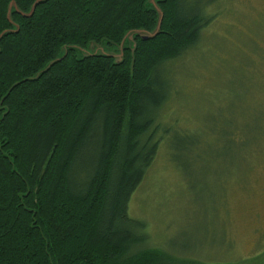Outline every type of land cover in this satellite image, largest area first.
I'll use <instances>...</instances> for the list:
<instances>
[{
	"label": "trees",
	"instance_id": "obj_1",
	"mask_svg": "<svg viewBox=\"0 0 264 264\" xmlns=\"http://www.w3.org/2000/svg\"><path fill=\"white\" fill-rule=\"evenodd\" d=\"M220 1L0 0V264H264V250L205 263L153 246L128 212L165 139L166 67ZM259 38L249 79L261 89ZM102 41L116 54L77 57ZM207 133L236 148L247 129Z\"/></svg>",
	"mask_w": 264,
	"mask_h": 264
},
{
	"label": "rangeland",
	"instance_id": "obj_2",
	"mask_svg": "<svg viewBox=\"0 0 264 264\" xmlns=\"http://www.w3.org/2000/svg\"><path fill=\"white\" fill-rule=\"evenodd\" d=\"M219 4L199 43L166 67L175 81L162 111L165 139L128 208L146 222L153 246L205 263L264 250V137L252 131L264 129V85L249 79L264 32V0ZM75 49L77 57L117 52L106 41ZM217 126H241L247 135L236 148L220 146L225 138L215 143L207 136Z\"/></svg>",
	"mask_w": 264,
	"mask_h": 264
},
{
	"label": "water",
	"instance_id": "obj_3",
	"mask_svg": "<svg viewBox=\"0 0 264 264\" xmlns=\"http://www.w3.org/2000/svg\"><path fill=\"white\" fill-rule=\"evenodd\" d=\"M161 17H162V14H161ZM138 33H140V32H138ZM144 37L146 38L147 36H144ZM121 48H122V47H121ZM121 48H120V49H121ZM120 56H121V55L119 54V59H121Z\"/></svg>",
	"mask_w": 264,
	"mask_h": 264
}]
</instances>
